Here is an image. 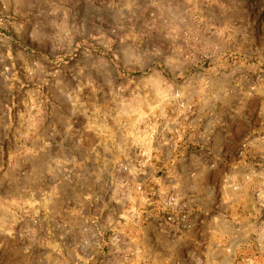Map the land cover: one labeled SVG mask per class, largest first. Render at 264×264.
I'll return each mask as SVG.
<instances>
[{
  "label": "rangeland",
  "instance_id": "rangeland-1",
  "mask_svg": "<svg viewBox=\"0 0 264 264\" xmlns=\"http://www.w3.org/2000/svg\"><path fill=\"white\" fill-rule=\"evenodd\" d=\"M263 79L264 0H0V264H54L69 199ZM258 235L218 264H264Z\"/></svg>",
  "mask_w": 264,
  "mask_h": 264
},
{
  "label": "crops",
  "instance_id": "crops-1",
  "mask_svg": "<svg viewBox=\"0 0 264 264\" xmlns=\"http://www.w3.org/2000/svg\"><path fill=\"white\" fill-rule=\"evenodd\" d=\"M256 92L231 116L203 109L165 123L128 171L69 199L66 247L42 254L54 264H218L242 234L249 249L254 234L264 240V79ZM177 207L190 228L166 223Z\"/></svg>",
  "mask_w": 264,
  "mask_h": 264
},
{
  "label": "built area",
  "instance_id": "built-area-1",
  "mask_svg": "<svg viewBox=\"0 0 264 264\" xmlns=\"http://www.w3.org/2000/svg\"><path fill=\"white\" fill-rule=\"evenodd\" d=\"M176 202L175 197H169L168 203L174 205ZM173 210L170 211V213L165 215V221L166 223H169L171 225H175L177 227H180L181 229H187L191 227V223L189 221V217L187 214L183 213L181 211L180 207L172 208Z\"/></svg>",
  "mask_w": 264,
  "mask_h": 264
}]
</instances>
